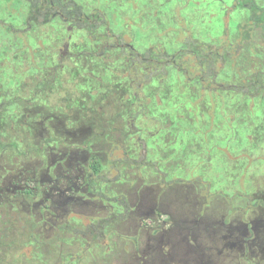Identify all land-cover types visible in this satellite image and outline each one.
<instances>
[{
    "label": "rangeland",
    "instance_id": "1",
    "mask_svg": "<svg viewBox=\"0 0 264 264\" xmlns=\"http://www.w3.org/2000/svg\"><path fill=\"white\" fill-rule=\"evenodd\" d=\"M76 1L86 14L93 10L104 14L107 26L97 28L98 36L114 40L119 35V43L130 44L138 53L161 48L174 55L185 40L192 39L223 47L238 38V26L249 19L248 11L233 7V0ZM256 2L264 8V0ZM25 12L18 0H0V106L4 105L0 110V169L21 162L10 147L15 142L18 150H28L35 140L45 143V148L70 151L83 149L82 141L87 139L90 147L101 152L100 175L107 182L96 189L108 198L123 200L131 216L115 220L101 231V241L88 245L69 232L52 244L54 251L48 246L35 250L26 232L13 228L6 246L0 247V264H30L34 255L41 260L62 258L66 246L73 258L63 264H159L161 255H165V264H192L187 262L192 254L186 255L182 242L173 239L157 245L153 239L159 237L158 232L146 234L136 226L144 212L136 209L144 187L153 188L149 195L159 203L170 202L168 207L158 206L156 212L170 214L175 224H181L179 214L189 208L186 186H195L201 196L209 195L206 204L216 203L223 211L238 208L235 212L239 214V208L252 209L257 201L264 206V107L257 101L261 111L255 113L260 122L253 126L243 120L246 109L237 104L231 112H240L241 120L233 113V119H228L226 107L241 102L239 95L218 88L237 83V71L232 73L231 65L217 66L214 80L207 78L199 84L188 82L176 68L165 67V75L159 77L163 81L145 84L146 92L140 86L137 99L131 101L126 76L129 61L112 40L103 46L74 28L67 37L57 20L33 25L22 37L20 29L25 28L14 19ZM66 49L86 54L79 60L92 68L82 72L79 60L67 62ZM190 71L196 79L193 64ZM87 76L100 81L94 79L91 87L77 88L74 82ZM252 127L257 129L252 132ZM4 175L0 170V180ZM115 210L127 211L122 205ZM107 212L103 210L101 216ZM90 215L74 209L66 217L72 228L84 231L97 221ZM84 245L88 246L84 252H74ZM206 263L203 259L202 264Z\"/></svg>",
    "mask_w": 264,
    "mask_h": 264
},
{
    "label": "trees",
    "instance_id": "2",
    "mask_svg": "<svg viewBox=\"0 0 264 264\" xmlns=\"http://www.w3.org/2000/svg\"><path fill=\"white\" fill-rule=\"evenodd\" d=\"M233 1L234 8L248 11L249 19L238 26V38L223 47H214L192 39L185 40L176 54L167 55L161 48H151L144 53H138L130 45L123 46L122 55L129 61L126 76L130 80L127 82L129 83L127 91L134 99L130 100L137 99L140 86H142L141 90L146 92L143 88L145 84L151 83L153 80L157 83L162 82L163 80L161 81L159 77L165 75V67H174L187 78L188 82L194 81L199 84L207 78L214 80L219 73L217 66L221 68L231 65L232 73L237 71L234 76L237 83H229L218 88L239 95L241 102L226 107L230 113L228 119L230 121L233 119L230 117L233 113L237 116L235 118L241 120L240 112H231L234 105L237 104L241 110L246 109L245 113L242 112L244 113L242 117L247 121V125L253 126L257 124V121L260 122L255 110L258 111L261 106L264 107V8L258 5L256 0ZM67 8L70 16L76 15L74 16L75 21L70 20L71 26L76 28L82 26L93 36L96 35L97 28L107 26L104 14L97 10L86 14L81 6L72 2ZM37 9L33 8V10ZM47 18L49 19V16H45L43 20H47ZM35 19L34 22L41 25V18ZM238 53H241L242 56L240 54L238 59H232ZM74 55L84 56L81 53ZM244 61L247 62L244 66L239 65ZM79 64L82 62L80 61ZM192 64L198 71V77L196 76L194 80L190 77ZM78 73L79 71L75 75ZM93 80V76L80 77L74 84L80 89L89 88L92 86ZM81 82H88V84ZM136 83L140 84L135 86ZM257 101H261L260 107H256L259 105ZM238 106L236 107L238 108ZM2 108L4 105L0 106V110ZM262 119L264 123V116ZM18 144L15 142L10 147L15 150L17 157L22 159L21 162L18 165L11 164L7 168L1 167L0 169L6 174L0 180V223L3 226L0 229V247L6 246L8 234L13 228H20L26 232V235L34 243L35 250L48 246L50 251H54L55 247L52 244L59 241L61 237H65L69 232L78 236L75 238L85 239L88 245L92 241H101L103 238L101 231H104L115 220H123L131 216L128 211L129 206L123 200L108 198L106 194L101 193V189H96L97 185H106L107 182L100 175L102 158L99 154L101 152L91 149L92 147L89 148L87 145H90V142L87 139L82 141V144L86 145L87 157L84 156L81 147H74L70 151L62 148H45V143H38L34 140V143H31L32 147L28 150H18ZM2 148L4 147L2 146ZM35 158L36 160H33ZM67 158L70 161H66ZM17 160L15 158L14 162L16 163ZM118 205H122L123 209L127 211L121 214L120 211L115 210ZM74 209L80 213H90V216L97 218L96 223H91L84 231H76L69 225L66 217L67 213ZM103 210L108 212L101 216ZM22 220L29 221L32 227L25 225ZM87 245L81 249L75 248L74 252H84ZM63 248L66 250V254L62 258H51L53 264H63L66 259L73 258L70 248L67 246ZM34 256L36 259L30 264H48V261L51 260H41L36 255ZM69 262L71 263V260Z\"/></svg>",
    "mask_w": 264,
    "mask_h": 264
},
{
    "label": "flooded vegetation",
    "instance_id": "3",
    "mask_svg": "<svg viewBox=\"0 0 264 264\" xmlns=\"http://www.w3.org/2000/svg\"><path fill=\"white\" fill-rule=\"evenodd\" d=\"M18 1L26 11L25 16H18L14 19L16 25H23L25 28V30L20 29L22 30L20 33L17 31L19 29L16 30L22 37L30 32L33 25L41 27L57 20L66 31L67 37L71 36L69 29H81L86 32L89 40L99 41L103 46L112 40L116 50H123V45L118 41L120 40L118 39L119 35L112 33L114 35L113 40L112 37H100L97 34L93 36L82 26H80L81 28L71 26L70 20L75 21L74 16L76 15L70 16L67 6L70 2L78 5L76 0ZM35 7L38 9L33 10ZM45 16H49V19L43 20ZM37 17L41 18V25L34 22ZM10 26L12 27V25ZM66 51L69 50L66 49ZM87 146L90 148V145ZM81 151L87 157L86 146ZM66 161H70V159L67 158ZM152 189L150 187L141 189L140 193L143 197L138 198L136 209L139 211L140 208H143L142 211L144 212L142 216L137 218L136 226L145 229L146 234H149L150 230L153 235L158 232L159 237L158 235L153 236L155 244L159 245L165 241L171 243L173 239L180 244L182 242L186 248V255L192 254L190 259L187 258V262L192 264H202L203 259L207 260L206 264H264V206L259 201L253 203L256 206L252 209L251 207H248L247 210L239 208L240 211L242 210L239 214L235 212L238 209L236 207V209L223 211L224 209L217 208L216 203L206 204L209 195L201 196V192L195 186H186V202L189 208L185 213L179 214V220L183 225L181 226V224H175L172 221L170 214L165 215L163 213L160 215L156 212L158 206L168 207L170 202L159 203L158 198L149 195ZM257 206L261 208L258 210L259 212ZM149 213L152 214L149 215ZM156 216H160L161 220ZM167 222L169 225L166 227ZM147 244V248H149V243ZM165 260V255H161L159 264H165Z\"/></svg>",
    "mask_w": 264,
    "mask_h": 264
},
{
    "label": "crops",
    "instance_id": "4",
    "mask_svg": "<svg viewBox=\"0 0 264 264\" xmlns=\"http://www.w3.org/2000/svg\"><path fill=\"white\" fill-rule=\"evenodd\" d=\"M69 50V49H68ZM74 54H76V52H73V51H67V62H69L70 60H81L82 58H83V56H81V55H79V56H76V55H74ZM80 60H79V63H80ZM77 64L78 65V67H81V68H84V69H82L81 71L83 72H85V69L87 70V68H92L91 67V64L90 63H88V64H86V63H83L82 62V64ZM74 66H76V65H74ZM89 70V69H88ZM93 70V69H92ZM91 71V70H90ZM89 77H91V76H89ZM93 79V78H92ZM96 81H100V80H97V78H94Z\"/></svg>",
    "mask_w": 264,
    "mask_h": 264
}]
</instances>
